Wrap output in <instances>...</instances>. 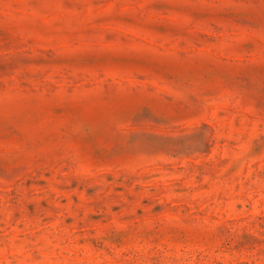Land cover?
I'll list each match as a JSON object with an SVG mask.
<instances>
[{
	"label": "rangeland",
	"instance_id": "obj_1",
	"mask_svg": "<svg viewBox=\"0 0 264 264\" xmlns=\"http://www.w3.org/2000/svg\"><path fill=\"white\" fill-rule=\"evenodd\" d=\"M0 264H264V0H0Z\"/></svg>",
	"mask_w": 264,
	"mask_h": 264
}]
</instances>
